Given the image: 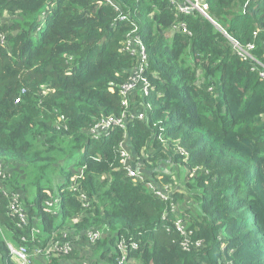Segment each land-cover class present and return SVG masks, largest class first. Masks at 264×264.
Segmentation results:
<instances>
[{
    "label": "trees",
    "instance_id": "trees-1",
    "mask_svg": "<svg viewBox=\"0 0 264 264\" xmlns=\"http://www.w3.org/2000/svg\"><path fill=\"white\" fill-rule=\"evenodd\" d=\"M205 1L210 18L171 0H0V185L19 192L39 230L17 226L0 192V264H16L9 242L34 250L57 239L75 252L48 264L81 261L93 230L102 233L93 264H117L120 237L135 240L126 255L139 264H264V79L232 42L254 43L264 63V0ZM178 21L191 34L171 33ZM133 23L148 53L151 109L126 132L134 156L145 153L144 181L121 169L123 130L100 140L86 132L122 111ZM148 181L180 183L172 198L192 199V240L203 247L184 249L170 200Z\"/></svg>",
    "mask_w": 264,
    "mask_h": 264
},
{
    "label": "built area",
    "instance_id": "built-area-1",
    "mask_svg": "<svg viewBox=\"0 0 264 264\" xmlns=\"http://www.w3.org/2000/svg\"><path fill=\"white\" fill-rule=\"evenodd\" d=\"M111 1V0H107ZM172 4L175 6V9L179 12L189 13L190 11L197 9L206 17L210 18L207 14L208 4L205 0H171ZM120 19H127V15H121ZM134 24V23H133ZM137 25L134 24V28L129 31L127 34V40L125 44V50L135 58V65L130 70V74L127 80L120 85L119 91L122 96V111L119 115H103L99 117L94 124L89 127L88 134L91 138L95 140H100L103 136L108 135L111 131L115 129L123 130L124 136L123 140L119 143V160L121 163V169L127 174V176L135 178L136 180H145V176L142 172L143 170V161L142 156H134L127 144V127L131 121L134 120H145L148 116V110L151 109V105L146 101L147 96L150 93L151 84L147 76L145 75L146 70L149 68V58L146 47L143 41L140 38V35L137 34ZM180 31L183 33L191 34L185 22L178 21L174 23L170 29L171 33ZM257 34V31H254V35ZM3 40V36H1ZM234 48L237 54L243 59L248 60L252 63V70H256L261 78L264 79V63L259 61L252 54V50L255 48L254 43H247L246 45H241L239 41L232 39ZM22 91H25L23 88ZM138 91V92H137ZM139 98V99H138ZM20 99L16 98L15 102H18ZM61 121H64L65 115L61 114ZM65 128H67L65 126ZM178 152L186 156L187 159L188 152L181 146H177ZM84 167L80 168L72 176L73 187H76L77 178L83 174ZM196 170V169H195ZM4 167L0 164V174L4 173ZM148 187L153 190V192L163 200H170L171 211L175 215L174 227L176 231L181 236V244L187 251H191L195 246V249H199L204 246V240L198 239L194 241L195 229L191 227L186 222L187 210L191 209L192 199L187 198L184 203V207L181 206V203L175 200L172 195H174L175 190L172 187V184H157L154 181L147 182ZM0 192H2L6 197L9 198V216L14 217L17 220V226L22 228H28L32 232V236H35V233H38L39 230L37 227L30 225L29 217L27 212L22 205V202L19 198V192H10L4 186L0 185ZM85 197L82 193L81 198ZM172 198V199H171ZM58 203V199L50 200L47 202L49 207H53ZM167 212L163 214V219H167ZM89 239L96 243L101 237L102 233L99 230L90 231ZM126 240V244H122L124 249L121 251V256L118 258L117 264H139L134 260H129L127 249L133 247L134 249L138 248L137 243L133 238L121 237ZM22 241L24 243L28 242V238L23 235ZM119 241V240H118ZM117 241V243H118ZM10 252L18 264H34L33 255L26 244L15 245L11 242L8 243ZM49 249L47 250V255L55 254L58 257L70 254L74 249L75 245L69 240L57 239L51 241L48 245ZM67 264H91L90 258L86 256L85 259L81 261H76L72 259L71 261L64 262Z\"/></svg>",
    "mask_w": 264,
    "mask_h": 264
},
{
    "label": "rangeland",
    "instance_id": "rangeland-1",
    "mask_svg": "<svg viewBox=\"0 0 264 264\" xmlns=\"http://www.w3.org/2000/svg\"><path fill=\"white\" fill-rule=\"evenodd\" d=\"M138 92V91H137ZM62 122V121H61ZM59 123L58 124V128H65V126L67 127V125L66 124H64V123ZM65 129H67V128H65ZM88 130L89 129H87V133H88ZM165 144H167L168 145V143L166 142ZM133 154V153H132ZM133 155H135V154H133ZM162 162V161H161ZM161 164H163V167H165V168H169L170 169V166H171V164L170 165H167V163L166 162H164L163 161V163H161ZM173 165V164H172ZM175 166V165H174ZM173 168V170H175V171H179V168L178 167H172ZM195 169L192 171L193 173H195ZM180 185V183L177 181V183H176V186H179ZM174 186V185H173ZM172 186V187H173ZM175 186V187H176ZM184 187V186H183ZM9 205V204H8ZM8 208H9V206H8ZM8 214H9V212H8ZM88 234H89V232H88ZM87 238L89 239V236H87ZM78 239H81V237L79 238L78 237ZM127 242H126V240L125 239H123V238H119V241H118V243L116 244V248L119 250V255H118V257H120L122 254H121V251H122V249H124V246L122 247V244H126ZM87 245V248H85V250L88 252L87 253V257H89L90 258V262H91V264H93V262H94V259H93V256H94V254L95 255H97L96 253H95V251H94V248H95V245H96V243H93L90 239H89V243L88 244H86ZM38 248H40V247H37V248H35L34 250H32V252H33V256H34V259H36L37 258V256H40V258H42L44 261H46V262H48V260H47V252H45V250L44 251H39L38 250ZM31 251V250H30ZM75 252V250H73L70 254H68V255H72L73 253ZM61 257V256H60Z\"/></svg>",
    "mask_w": 264,
    "mask_h": 264
},
{
    "label": "crops",
    "instance_id": "crops-1",
    "mask_svg": "<svg viewBox=\"0 0 264 264\" xmlns=\"http://www.w3.org/2000/svg\"><path fill=\"white\" fill-rule=\"evenodd\" d=\"M173 189L175 190V186H173ZM193 206H194V204H193ZM193 206H192V208L190 210L187 211V214H186V222L188 224L193 220L194 215H195V213H194L195 212V209H194ZM48 249H49L48 246L47 247H40V248H38L39 251H44L45 250V252H47ZM31 253L33 255L32 250H31ZM46 257H47V260L51 258V256H48V255ZM33 259H34V256H33ZM15 262H16V264H18V262L16 260H15ZM48 263H49V261L48 262L44 261L42 258H40V256H37V258L34 259V264H48ZM63 264H67V263H63Z\"/></svg>",
    "mask_w": 264,
    "mask_h": 264
}]
</instances>
